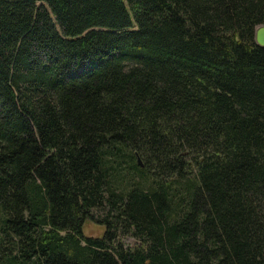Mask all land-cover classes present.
<instances>
[{"label":"trees","instance_id":"trees-1","mask_svg":"<svg viewBox=\"0 0 264 264\" xmlns=\"http://www.w3.org/2000/svg\"><path fill=\"white\" fill-rule=\"evenodd\" d=\"M261 26L264 0H0V264H264Z\"/></svg>","mask_w":264,"mask_h":264},{"label":"rangeland","instance_id":"rangeland-1","mask_svg":"<svg viewBox=\"0 0 264 264\" xmlns=\"http://www.w3.org/2000/svg\"><path fill=\"white\" fill-rule=\"evenodd\" d=\"M104 228L97 226V224L87 221L84 225V235L92 238H99L102 236ZM122 242L125 245L133 246L135 241L131 238H123Z\"/></svg>","mask_w":264,"mask_h":264},{"label":"water","instance_id":"water-1","mask_svg":"<svg viewBox=\"0 0 264 264\" xmlns=\"http://www.w3.org/2000/svg\"><path fill=\"white\" fill-rule=\"evenodd\" d=\"M254 41L257 47L264 48V26L258 27L255 31ZM138 163L141 165V161L138 159Z\"/></svg>","mask_w":264,"mask_h":264}]
</instances>
